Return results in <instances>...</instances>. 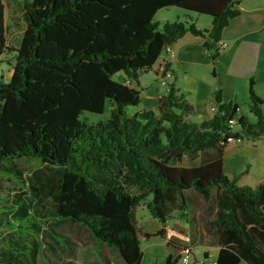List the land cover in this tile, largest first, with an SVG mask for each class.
I'll return each mask as SVG.
<instances>
[{
  "label": "trees",
  "instance_id": "16d2710c",
  "mask_svg": "<svg viewBox=\"0 0 264 264\" xmlns=\"http://www.w3.org/2000/svg\"><path fill=\"white\" fill-rule=\"evenodd\" d=\"M12 1L26 28L17 48L7 44L6 4L0 0V55L15 52L11 77L0 78V175L21 177L8 167L18 159H35L59 170L48 195L53 205L46 210L33 212L27 202L17 208L0 206V226L38 233L41 248L36 244L31 252L16 245L15 256L41 258L53 246L43 238L45 226L72 220L99 243L115 248L125 264H141L136 206L146 201L165 224L175 207L187 216V188L209 200L218 186L222 190L214 223L224 244L216 264H239L242 259L264 264V179L241 184L223 169L229 136L264 138V98L253 89V80V120L239 115L238 103L224 101L220 90L215 92L217 112L212 118L187 119L194 107L179 95L176 80L160 99L158 111L128 112L129 106L141 104L140 77L153 68L166 45L187 32L207 37L209 47L218 44L231 19L240 14L241 0ZM169 6L211 15L213 26L155 20ZM120 71L136 84L113 79ZM107 104L108 118H81L85 111L104 113ZM198 155L200 165L180 164L186 156ZM26 180L37 189L30 177ZM158 233H164V226ZM17 257L0 256V264H17ZM178 262L179 256L169 253L158 264Z\"/></svg>",
  "mask_w": 264,
  "mask_h": 264
},
{
  "label": "crops",
  "instance_id": "0c3cea01",
  "mask_svg": "<svg viewBox=\"0 0 264 264\" xmlns=\"http://www.w3.org/2000/svg\"><path fill=\"white\" fill-rule=\"evenodd\" d=\"M10 1L16 5L15 2ZM4 3L6 4L5 1ZM237 8L240 9V14L231 19L223 31L222 39L228 43L226 47H219L218 44L209 47L205 43L209 41L207 37L187 32L172 44L175 50L174 54L163 49L153 68L140 77V85L137 87L141 90V102L143 98L148 101L139 110L158 111L160 99L168 93L169 86H164L161 83L158 71L162 63H167L172 71L170 83L176 80L179 95H182L183 99L188 100L194 107L193 112L187 117L189 120L200 122L212 118L216 114L217 111L213 110V107H217L215 100L217 90L221 91L224 101L238 103V113L243 115H245L244 109L250 107L252 80L253 89L264 98V0H241L237 4ZM186 17L200 28L211 29L213 26L212 16L204 19L201 14L195 15L187 12L185 19ZM7 44L9 45L8 30ZM216 52H218L217 55H215ZM182 73L192 77L191 81L185 79ZM203 74H206V77ZM144 76H150V79L146 81ZM126 80L136 84L127 76L121 77L120 81L125 82ZM204 89L207 93L205 100L195 102L194 91L203 92ZM252 141L254 142V140ZM241 144L228 143L225 147L224 172L230 177H238V182L241 184L256 185L264 179V167L253 177L257 180L256 184L248 181V177L254 173L257 166L252 162V159L242 157ZM14 163V166L8 167L15 170L21 177L0 175V206H15L17 208L27 202L33 212L44 211L52 206L53 199L48 195L53 187V166L43 164L35 159H18ZM23 163L25 165H22ZM201 163L202 156L198 155L195 158L186 156L180 164L191 167ZM33 164H37V166L33 167ZM25 168L28 169L29 175ZM28 177H30L32 185H37V189L27 186L24 181L27 182L26 178ZM221 190V187L215 186L211 198L207 200L195 188H187L185 190L189 198V207L186 209L187 216L182 214L180 208L175 207L165 224L152 214L146 201L138 204L135 208V219L143 250L141 264H158L165 260L169 253L179 256L181 248L186 245L192 247L194 261L217 259L219 250L224 244L222 232L214 223L220 208ZM163 226L164 233H158ZM3 228L6 229L4 230L6 236H4V245L0 246V256L16 258L13 246L21 245L25 251L29 248L31 252H34L36 244L39 245L38 233L35 231L16 232L8 227L0 226V229ZM50 228L51 234L53 229V239H50L49 242L53 246L47 245L46 247L49 246L48 248L53 250L54 260L65 258V264H125L123 257L115 248L106 243H99L91 232L78 222L61 220L53 222ZM54 231L64 237L63 242L54 235ZM14 233L18 234L17 238ZM86 243H88L87 248L89 249V251L86 250V255L84 251L78 253L80 247ZM39 248H41L40 245ZM47 250L45 248L44 255ZM62 251H66L67 254H62ZM23 257L29 259L27 255L17 258L21 260ZM178 264H181L180 260Z\"/></svg>",
  "mask_w": 264,
  "mask_h": 264
},
{
  "label": "rangeland",
  "instance_id": "374dc122",
  "mask_svg": "<svg viewBox=\"0 0 264 264\" xmlns=\"http://www.w3.org/2000/svg\"><path fill=\"white\" fill-rule=\"evenodd\" d=\"M4 1L6 2V5H7V25H8L7 30H8L9 45H11V47H17L19 45L20 38L26 28V23L22 18V12L19 10V8L16 5L12 4L10 0H4ZM186 11L194 13L195 15H200L197 12H194V11H191V10L179 7V6H169V7L161 8L155 15V20L160 21L161 23H164L170 20L171 21H174V20L192 21L190 18H187V17L185 19V13H187ZM201 15L204 16V19H208V17H211V15H208V14H201ZM205 22H207V20H205ZM14 63H15V52L14 51L12 52L7 51L0 55V78L4 77L5 79H9L11 77V74L13 72ZM120 75L121 77L127 76L124 71H120L117 74L113 75V79L120 81L121 80ZM182 76L189 81H191L192 79V77H190L189 75L185 76L183 75V73H182ZM203 76L206 77V74H203ZM144 78L146 81H148L150 79V76H147V77L144 76ZM206 96H207V93H206V90L204 89L203 92L194 91L193 98L195 102H203ZM147 101H148L147 99L143 98L140 105L129 106L128 112L129 113L136 112L139 108L144 107L142 105H144ZM244 114L248 116L249 120H253L255 118L252 115V113H250L249 108L244 109ZM109 115H110V104H107L106 110L104 113H95L91 111H85L81 115V118L86 119L89 122H97L99 120L108 118ZM236 128L239 129L241 127L240 125H236ZM252 140L253 139L245 138L244 142L240 145L241 147L240 153L243 158L245 157V158L252 159L253 160L252 162L257 166L254 173H252V175L248 177L249 178L248 181H251L252 184H256L257 180H255L253 177L255 176V174L259 173V171H261L262 167H264V138L255 139L254 142ZM22 165H25V163H23ZM36 166L37 164H33V167H36ZM25 171L29 175V171L27 168H25ZM58 176H59V170L53 167V185L57 182ZM27 222L28 221L26 220V223ZM50 227L51 226H48V225L45 226V231L43 235V238H45L48 241L50 239H53V229H52V234H51L49 231L51 229ZM22 229L29 230V227L27 228L23 227ZM4 230L6 229L4 228L0 229V246L4 245V236H6V232ZM25 233H27V231H25ZM54 235H56L58 239L61 240V242H63L64 237L61 234L56 233L54 231ZM14 236L17 238L18 234L14 233ZM86 238L87 237L85 235V239ZM42 244H43V241L41 242V245ZM87 244L88 243H86L84 246L82 245L80 247V250L77 252L82 253L84 251V254L86 255V250L89 251V249L87 248L88 246ZM47 249L48 250L46 251L45 256L43 255L41 258L38 257L36 261L23 257L18 264H65L66 262L65 258L59 259L57 257V259L59 260H54L53 250L51 248H47ZM62 254L66 255L67 252L62 251ZM69 255H72V254H69ZM239 264H248V262L246 260H242Z\"/></svg>",
  "mask_w": 264,
  "mask_h": 264
},
{
  "label": "built area",
  "instance_id": "2783aa9c",
  "mask_svg": "<svg viewBox=\"0 0 264 264\" xmlns=\"http://www.w3.org/2000/svg\"><path fill=\"white\" fill-rule=\"evenodd\" d=\"M228 45L227 41L224 39H220L218 42V46L219 47H226ZM164 49H166L168 52H170L171 54L175 53V50L173 49L172 44H168L164 47ZM159 74H160V79H161V83L164 86H169L170 85V79L172 78V71L169 67H167V63H162L160 64L159 68H158ZM129 82V81H128ZM213 110L217 111V107H213ZM235 123L234 119L230 120V124L231 126H233ZM245 140V137L240 135V136H229L227 138V142L228 143H236V144H240L243 143ZM179 260L181 264H192L193 263V250L192 247L190 245H186L184 246L179 254ZM216 259H201L198 260L196 264H216Z\"/></svg>",
  "mask_w": 264,
  "mask_h": 264
}]
</instances>
